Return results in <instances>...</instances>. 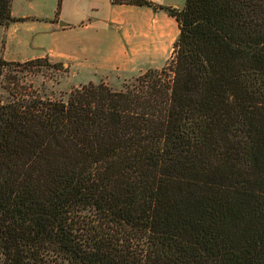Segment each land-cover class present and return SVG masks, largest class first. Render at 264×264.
Masks as SVG:
<instances>
[{
    "label": "trees",
    "instance_id": "1",
    "mask_svg": "<svg viewBox=\"0 0 264 264\" xmlns=\"http://www.w3.org/2000/svg\"><path fill=\"white\" fill-rule=\"evenodd\" d=\"M110 1L176 19L165 65L51 98L0 57V264H264V0Z\"/></svg>",
    "mask_w": 264,
    "mask_h": 264
},
{
    "label": "crops",
    "instance_id": "2",
    "mask_svg": "<svg viewBox=\"0 0 264 264\" xmlns=\"http://www.w3.org/2000/svg\"><path fill=\"white\" fill-rule=\"evenodd\" d=\"M9 22L27 24L22 38V56L8 60L47 57L60 61L70 74L81 75L80 83L92 80L111 83L148 68H161L169 59L179 27L163 8L146 4L112 3L110 0L52 1V13L42 12L38 0L32 12ZM174 6L171 0H152ZM63 21V24L60 23Z\"/></svg>",
    "mask_w": 264,
    "mask_h": 264
},
{
    "label": "rangeland",
    "instance_id": "3",
    "mask_svg": "<svg viewBox=\"0 0 264 264\" xmlns=\"http://www.w3.org/2000/svg\"><path fill=\"white\" fill-rule=\"evenodd\" d=\"M41 4L42 12L52 13V1L53 0H38ZM174 6L181 8L184 5L185 0H171ZM33 0H14L13 1V11L21 15L23 12H32ZM17 23H12L11 27H6L5 25L0 24V57L6 59L5 57H19L22 56V38L27 33L31 35L30 32H27L23 29L27 24L16 26ZM8 60V59H7ZM23 61V60H19ZM166 64V63H165ZM13 67V65H10ZM145 71V70H143ZM143 71L131 75L125 76L120 79H117L115 76H111V83L108 84L114 89L124 88L126 85H130L136 81L138 75ZM22 78L31 82L35 88H37L40 95L43 97L51 98H66L68 92L74 86H77L76 81L80 80L81 75L70 74L68 68L57 69L49 64H42L39 68V71L35 73L29 72H18ZM79 85V84H78ZM0 92L2 98L6 100L8 98L7 90L0 86Z\"/></svg>",
    "mask_w": 264,
    "mask_h": 264
},
{
    "label": "water",
    "instance_id": "4",
    "mask_svg": "<svg viewBox=\"0 0 264 264\" xmlns=\"http://www.w3.org/2000/svg\"><path fill=\"white\" fill-rule=\"evenodd\" d=\"M61 24H63V21H60Z\"/></svg>",
    "mask_w": 264,
    "mask_h": 264
}]
</instances>
